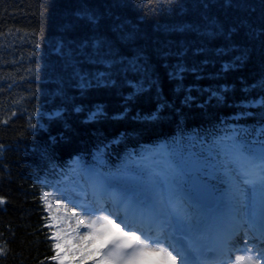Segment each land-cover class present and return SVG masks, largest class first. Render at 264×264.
Here are the masks:
<instances>
[{"label": "trees", "instance_id": "1", "mask_svg": "<svg viewBox=\"0 0 264 264\" xmlns=\"http://www.w3.org/2000/svg\"><path fill=\"white\" fill-rule=\"evenodd\" d=\"M235 145L264 160V0H0V264H57L43 191L78 168L166 152L216 193Z\"/></svg>", "mask_w": 264, "mask_h": 264}, {"label": "rangeland", "instance_id": "2", "mask_svg": "<svg viewBox=\"0 0 264 264\" xmlns=\"http://www.w3.org/2000/svg\"><path fill=\"white\" fill-rule=\"evenodd\" d=\"M256 150L259 153L258 158L264 156V148L262 146H256ZM223 155L232 185L226 191L216 190V195L219 197L229 195L230 199L236 203V208H234L238 209L239 213L242 215L248 214V220L257 218L255 215H251L250 212L247 213L246 204L252 205L255 209L262 208L261 205L263 203L258 204L257 202L264 199V184L256 181L260 180L261 169L255 170L253 166H256L255 162H257L258 167H262L264 160H253L237 145H235L233 152L224 149ZM262 171H264V168H262ZM194 172L198 173L202 179H205L201 167L194 160H186L178 165L176 162L173 163L168 158V155H165L162 163L151 169L149 182H143L140 178L129 174L107 175V178L114 183H126L127 188L120 186L121 190L132 195L143 194V200H150L153 203L166 201L174 212H180L177 218L173 217L171 212H167L173 223L176 224V231L183 236L192 238L195 233L204 232V228L200 227L203 217L198 213V210H200L198 207L194 208L193 205L189 204L186 209H183L180 200H187L189 195H194V189L191 187L190 182V173ZM86 174H88L87 168H78L77 187L54 186L49 190L43 191V197H47L45 199L46 213L49 217L48 226L51 229V239L55 249L54 261L57 264H61V261H59L61 255L65 259V264H95V261L99 260L105 251L92 252L90 257L84 260L80 258V249L86 243L83 238L90 231L86 226L88 221L95 219L97 216H109L103 210L95 208L93 201L90 202L81 194L83 189L78 188V185L83 183V176ZM176 176H179L180 183L175 179ZM213 184L210 185L213 186ZM128 194L125 197H128ZM184 200L181 202L184 203ZM250 201H256V203L250 204ZM87 208H91L93 211H86L85 209ZM109 217L114 220L112 216ZM121 227L123 228L122 225ZM124 230L128 231L127 229ZM141 238L143 239V237ZM239 240H241V237H239ZM58 243L61 245L62 250L56 248ZM151 246L156 247L157 245L151 244ZM259 263L261 264L260 260ZM177 264H179L178 260ZM226 264H232V261ZM233 264H255V262L245 253Z\"/></svg>", "mask_w": 264, "mask_h": 264}, {"label": "bare ground", "instance_id": "3", "mask_svg": "<svg viewBox=\"0 0 264 264\" xmlns=\"http://www.w3.org/2000/svg\"><path fill=\"white\" fill-rule=\"evenodd\" d=\"M88 170V175L90 179H93L94 181H97L98 178H101L103 181V184L108 187L107 189L109 190L110 193H112V195H115L117 197V199L122 200L124 203H131L132 199H136V206L135 207H142L143 208V203L140 202V196H143V194L141 195H132V194H128L127 192H122L121 189H119L116 186L110 187L112 181L109 180L107 178V176H105L104 174H102L100 171H98L96 168L94 167H87ZM257 182H261L260 180H256ZM255 181V182H256ZM98 182V181H97ZM119 185L121 187H125L127 188L126 183L121 182L119 183ZM87 191L85 190L83 192L84 197H87ZM123 193V194H120ZM128 194V197H125ZM217 196V195H216ZM102 198V196L100 197ZM188 198L190 199H194L193 195H189ZM103 199V198H102ZM90 202H92V200H90V198L88 199ZM184 200V199H183ZM180 200V201H183ZM150 201V200H149ZM251 202V201H250ZM194 203H196L194 201ZM242 203V202H241ZM252 203H256V201H252L250 204ZM258 204L263 203L261 206L262 208L260 209H255L253 208L252 205L246 204V211H248L247 213L250 212L251 215H255L257 218L255 219H250L248 220V214L247 215H242L241 213H239L238 209L236 208V203L233 202L232 199H230V196H226V197H219L217 196L215 199V203L212 207H205L202 203H196V205H198V208H203L202 212L204 215V218L207 220L201 227L204 228V232L203 233H195L194 236L192 238L183 236L181 234H179L177 232V240L187 244L189 247L191 246H195V245H200V242L206 239V234L210 235V237H212L213 240L218 241L219 238L225 242V254L227 253V251L232 247H238L237 251L235 252V254H233V257L231 258L230 261H232V264L234 262H236L240 257H242L243 254L247 253L248 256H250L252 258V260H254L255 264H260L259 260L261 261V264H264L263 259H264V243L263 241L257 240L256 237L254 236V232L256 230H260V228L264 227V199L257 202ZM146 205V203H145ZM249 205V206H248ZM235 207V208H234ZM239 207V206H238ZM195 208V207H194ZM143 210V209H142ZM145 213H148V209L145 207L144 208ZM219 210V211H217ZM231 210L234 214L237 213V218L235 221L232 222V224L226 223L225 228L222 227L225 224V220L223 217H221V214L224 213H219L221 211H225V212H231L229 211ZM243 210V209H242ZM118 219V218H117ZM140 219H145L144 222L145 223H150L151 225V218H141ZM116 221V220H115ZM117 224H120L121 222H117ZM212 224V225H211ZM122 225V224H121ZM166 224L163 221H159V220H152V225L151 227V233L153 234H157L160 235V232L164 226ZM98 226V225H97ZM123 226V225H122ZM124 227V226H123ZM147 227L142 228V229H148ZM211 228H213V230H211ZM227 228L226 231H224ZM230 228V230H229ZM127 229V228H125ZM129 230V229H127ZM174 230L176 231V224H174ZM229 230V236L228 237H223L224 234H226V232ZM173 231V230H172ZM257 232V231H256ZM221 233V236H220ZM241 237V241L242 245L240 243V245H237V238ZM213 241L211 243V247L216 246L217 243ZM70 243V242H69ZM60 250H62V247L60 248ZM243 250V251H242ZM224 254V255H225ZM214 257L216 259L220 258L219 253H215ZM56 259V258H55ZM63 260L64 264H65V259H63V256L61 255L59 257V261ZM224 264V263H221Z\"/></svg>", "mask_w": 264, "mask_h": 264}, {"label": "snow or ice", "instance_id": "4", "mask_svg": "<svg viewBox=\"0 0 264 264\" xmlns=\"http://www.w3.org/2000/svg\"><path fill=\"white\" fill-rule=\"evenodd\" d=\"M262 168H264V165H262L260 172V181L261 184H264V171H262ZM3 202V200H0V203ZM145 207L148 209L147 214L152 219L164 223H168L169 218L166 211L171 212L175 218L180 215V212H174L166 201L146 203ZM85 210L93 211L91 208ZM117 218L120 219V224H117L109 216L103 215L88 221L86 226L90 231L83 238L86 243L80 249L81 260L89 258L92 252L105 250L101 258L95 261V264H177L176 256H173L172 252L168 251L159 240L151 241L147 233H144L142 228L137 227L132 219H129L128 216L119 215H117ZM121 224L124 226L123 228ZM97 225L99 226L97 227ZM125 228L129 230L125 231ZM138 232L143 233L145 238L142 239L137 234ZM151 243H156L157 246L152 247ZM56 248L60 249L61 245L58 243ZM61 264H64L63 260H61Z\"/></svg>", "mask_w": 264, "mask_h": 264}, {"label": "water", "instance_id": "5", "mask_svg": "<svg viewBox=\"0 0 264 264\" xmlns=\"http://www.w3.org/2000/svg\"><path fill=\"white\" fill-rule=\"evenodd\" d=\"M94 167V166H87ZM85 167V169L87 168ZM96 168V167H94ZM100 171L98 168H96ZM104 174L102 171H100ZM107 176L106 174H104ZM192 188L194 189V198L197 202L204 204L207 207H212L215 203L216 195L213 188L201 180L198 173L194 172L190 177Z\"/></svg>", "mask_w": 264, "mask_h": 264}]
</instances>
